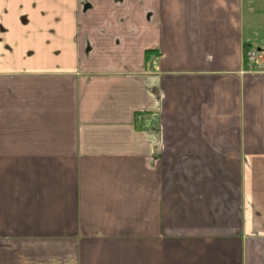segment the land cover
Returning a JSON list of instances; mask_svg holds the SVG:
<instances>
[{"label": "crops", "instance_id": "crops-1", "mask_svg": "<svg viewBox=\"0 0 264 264\" xmlns=\"http://www.w3.org/2000/svg\"><path fill=\"white\" fill-rule=\"evenodd\" d=\"M0 264H264V0H0Z\"/></svg>", "mask_w": 264, "mask_h": 264}, {"label": "built area", "instance_id": "built-area-1", "mask_svg": "<svg viewBox=\"0 0 264 264\" xmlns=\"http://www.w3.org/2000/svg\"><path fill=\"white\" fill-rule=\"evenodd\" d=\"M258 60V51L256 49H251L246 53L245 65L249 70H252L254 65Z\"/></svg>", "mask_w": 264, "mask_h": 264}, {"label": "rangeland", "instance_id": "rangeland-1", "mask_svg": "<svg viewBox=\"0 0 264 264\" xmlns=\"http://www.w3.org/2000/svg\"><path fill=\"white\" fill-rule=\"evenodd\" d=\"M249 50H251V49H249ZM249 50H247V51L245 52V57H246V53H247ZM258 56H259V54H258ZM245 57H244V59H245ZM258 58H259V57H258Z\"/></svg>", "mask_w": 264, "mask_h": 264}, {"label": "trees", "instance_id": "trees-1", "mask_svg": "<svg viewBox=\"0 0 264 264\" xmlns=\"http://www.w3.org/2000/svg\"><path fill=\"white\" fill-rule=\"evenodd\" d=\"M149 52V51H148Z\"/></svg>", "mask_w": 264, "mask_h": 264}]
</instances>
